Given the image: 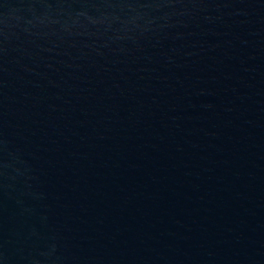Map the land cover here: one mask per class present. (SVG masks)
Segmentation results:
<instances>
[{
  "label": "water",
  "instance_id": "1",
  "mask_svg": "<svg viewBox=\"0 0 264 264\" xmlns=\"http://www.w3.org/2000/svg\"><path fill=\"white\" fill-rule=\"evenodd\" d=\"M228 0H0V264H166Z\"/></svg>",
  "mask_w": 264,
  "mask_h": 264
}]
</instances>
